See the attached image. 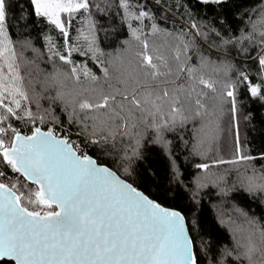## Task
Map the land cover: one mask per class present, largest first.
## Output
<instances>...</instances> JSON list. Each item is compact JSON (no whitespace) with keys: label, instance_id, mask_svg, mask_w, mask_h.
Here are the masks:
<instances>
[{"label":"snow or ice","instance_id":"1","mask_svg":"<svg viewBox=\"0 0 264 264\" xmlns=\"http://www.w3.org/2000/svg\"><path fill=\"white\" fill-rule=\"evenodd\" d=\"M226 2L197 0L203 5ZM153 5L160 7L161 0H17L20 19L30 7V15L43 17L64 38L63 52L49 44L48 52L41 53L25 41L24 47L37 53L28 63L38 76L42 73L34 81L27 78L31 72L22 73L13 43L11 0H0V264H204L205 257L207 264H264V225L242 209L235 211L247 227L232 230L246 234L234 235L231 246L209 254L208 241L192 234L194 214L189 220L118 175L137 174L134 165L143 160L146 141L165 148L172 157L173 179L182 183L167 134H179L189 121H198L193 154L203 156L205 144L220 130L227 103L236 129L233 158L194 167L203 173L197 187L223 184L225 196L236 189L224 176L210 179L209 168L257 159L241 146L236 114L241 88L264 102V0L256 19L247 18V30L234 32L219 21L220 27L194 22L191 39L183 30L175 35L160 28ZM92 9L118 17L130 29L142 49L135 63L124 66L127 40L121 52L109 54V61L99 59L104 53L96 46L95 21H89L87 35L80 33L86 49L73 45V15L91 16ZM146 20L152 21L150 33L141 27ZM159 33L171 37L166 42L170 58L153 54L159 52L155 41L150 50L148 35ZM198 41V63L190 62L189 51ZM74 52L97 63L107 88L87 63L77 65ZM41 55H47L42 62L51 64V71L40 67ZM246 61L255 62L258 83L245 70ZM208 67L226 79L205 78ZM204 89L213 94L211 107ZM239 183L250 195L264 198V172L245 168Z\"/></svg>","mask_w":264,"mask_h":264},{"label":"trees","instance_id":"2","mask_svg":"<svg viewBox=\"0 0 264 264\" xmlns=\"http://www.w3.org/2000/svg\"><path fill=\"white\" fill-rule=\"evenodd\" d=\"M16 3L17 0H11L10 32L20 59L22 73L31 72V76L27 78L37 81L42 78V73L38 76L35 65L28 63L37 56L32 48L40 50L41 53H47L48 46L51 44L55 49L63 52L61 45L64 43V38L60 35L59 30L47 23L43 17L30 15V7H25L24 18L20 19L22 13L15 8ZM260 8L261 0H227L222 5H203L197 3V0H161L160 7L152 6V10L157 16L155 22L160 28L175 35H179L183 30L188 39L192 38L194 30H191V24L194 22L198 26L208 23L220 27V23H217L219 21L223 23L225 28H230L234 32L242 28L247 30L245 28V25L249 23L247 18L251 15V18L255 20ZM90 20L96 22V46L104 53L103 56L99 57L100 60L109 61L111 59L109 54L115 56L121 52L125 47L123 42L127 40L130 47L124 53V66H127L129 60L134 63L137 61L135 54L142 49L138 47V42L132 39L130 29L121 25L118 17L110 18L107 15H101L96 9H92L91 16L88 12L73 15L70 36L74 46L86 49L87 42L80 36V33L88 34ZM132 23L133 26H136L137 22L133 21ZM151 23L152 21H144L141 27L145 33H150ZM147 38L150 50L153 41L159 48V52L153 53L154 55L162 54L170 58L172 53L166 42H170L171 37L159 33L156 36L149 34ZM25 41H29L32 48L24 47ZM199 43L198 41L197 45L189 51V55L192 56L190 62L198 63L195 53L199 48ZM54 59L57 63H61L58 58ZM72 59L77 65L87 63V67L101 77V83L107 88L108 85L103 82L102 73L97 63L89 57L79 56L75 52ZM238 59L244 58L238 57ZM45 60H47V55H41L38 61L40 67L51 71V64L42 62ZM246 65L245 70L255 77L258 83L259 77L256 75L257 66L255 62L246 61ZM203 73L205 78L218 81L226 79L222 72H216L212 67L203 69ZM81 79H84L83 76ZM111 83H115V81L113 80ZM217 86L219 87V85ZM204 91L208 93L206 103L211 107L214 103L211 99L213 94L208 89H204ZM218 99L217 96L216 102ZM238 100L236 121L238 122L241 146L246 147V152L256 156L257 159L249 161L247 164H218L209 168L210 179L224 176L229 184L236 185V189L228 195L225 196L220 193V187H224L223 184L217 187L209 182L205 187H197L196 178L203 173L194 167L196 163H209L211 165L215 160L233 158L236 152V129L233 127L232 117L227 111L229 107L227 103L224 104L225 111L220 115L218 121L220 130L213 141L205 144L203 156L193 154V144L196 143L195 134L199 127L198 121H189L185 129L179 134L173 132L167 134V138L171 140L169 148L175 157V164L179 166L182 173L180 176L182 183H177L173 179L172 157L169 156L165 148L156 144H147L146 141L143 149L144 158L134 165L137 174L128 176L122 171H118L121 178L130 183L134 182L135 187L144 191L150 198L157 199L163 206L180 210L189 220L194 214L196 229L192 234L208 241L209 254L218 251L224 245L231 246L234 235L246 234L244 232L233 233L232 229L236 226L247 227V225H243V218L235 209H242L249 217L255 218L258 225H264V198L259 195H250L239 183L242 174L245 173V168H248L249 173H251L252 168H255L258 174L264 172V159L259 158L264 155V102L251 97L243 88L240 89ZM178 135L182 139L178 138ZM182 140L187 141V144L184 145ZM104 162L108 163L109 161L104 158ZM169 190H171V195L168 194ZM207 259L205 257L204 264H207Z\"/></svg>","mask_w":264,"mask_h":264},{"label":"water","instance_id":"3","mask_svg":"<svg viewBox=\"0 0 264 264\" xmlns=\"http://www.w3.org/2000/svg\"><path fill=\"white\" fill-rule=\"evenodd\" d=\"M123 179V178H122ZM139 190V189H138ZM163 206V205H162Z\"/></svg>","mask_w":264,"mask_h":264}]
</instances>
